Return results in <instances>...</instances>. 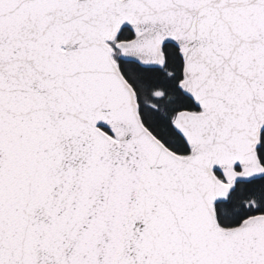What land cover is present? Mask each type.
Segmentation results:
<instances>
[{"label": "snow or ice", "instance_id": "snow-or-ice-1", "mask_svg": "<svg viewBox=\"0 0 264 264\" xmlns=\"http://www.w3.org/2000/svg\"><path fill=\"white\" fill-rule=\"evenodd\" d=\"M0 264H264V0H0Z\"/></svg>", "mask_w": 264, "mask_h": 264}]
</instances>
